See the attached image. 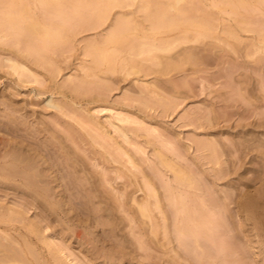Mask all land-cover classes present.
<instances>
[{
    "label": "rangeland",
    "instance_id": "rangeland-1",
    "mask_svg": "<svg viewBox=\"0 0 264 264\" xmlns=\"http://www.w3.org/2000/svg\"><path fill=\"white\" fill-rule=\"evenodd\" d=\"M0 264H264V0H0Z\"/></svg>",
    "mask_w": 264,
    "mask_h": 264
},
{
    "label": "bare ground",
    "instance_id": "bare-ground-1",
    "mask_svg": "<svg viewBox=\"0 0 264 264\" xmlns=\"http://www.w3.org/2000/svg\"><path fill=\"white\" fill-rule=\"evenodd\" d=\"M116 37H117V36H116ZM10 61L12 62V60H10ZM14 63H15V62H14ZM16 63H18V62H16ZM10 64H11V63H10ZM13 65H14V66H12V68H14V69L16 70L17 67L15 68V66L18 65V64H16V65L13 64ZM18 66H20V63H19ZM22 67H23V66H22ZM24 68H25V67H24ZM14 69H13V71L15 72ZM26 69H27V68H26ZM49 103H50V102H49ZM50 104H51V103H50ZM246 146H247V145H246ZM243 147H244V146H243ZM245 148H246V147H245ZM8 157H9V156H8ZM21 159H22V158H21ZM22 160H23V159H22ZM19 161H20V160H19ZM11 166H12V165H11ZM14 168H15V167H14ZM14 168H13V169H14ZM16 168H17V167H16ZM11 170H12V169H11ZM14 170H15V169H14ZM8 172H9V171H8ZM17 172H18V171H17ZM23 172H24V171H23ZM6 174H7V173H6ZM9 174H10V172H9ZM20 174H22V172H21ZM16 175H17V174H16ZM18 175H19V174H18ZM22 175H24V174H22ZM11 176H12V173H11Z\"/></svg>",
    "mask_w": 264,
    "mask_h": 264
}]
</instances>
